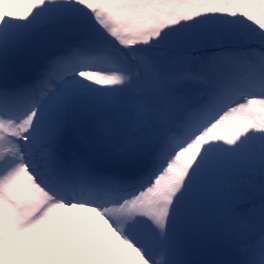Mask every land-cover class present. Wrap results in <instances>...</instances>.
<instances>
[{
	"label": "snow or ice",
	"instance_id": "1",
	"mask_svg": "<svg viewBox=\"0 0 264 264\" xmlns=\"http://www.w3.org/2000/svg\"><path fill=\"white\" fill-rule=\"evenodd\" d=\"M0 264H264V0H0Z\"/></svg>",
	"mask_w": 264,
	"mask_h": 264
}]
</instances>
